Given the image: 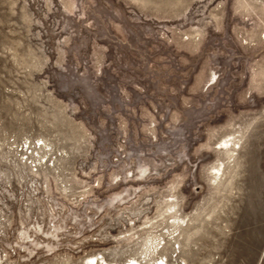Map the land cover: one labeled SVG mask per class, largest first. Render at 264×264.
Here are the masks:
<instances>
[{
  "label": "rangeland",
  "instance_id": "374dc122",
  "mask_svg": "<svg viewBox=\"0 0 264 264\" xmlns=\"http://www.w3.org/2000/svg\"><path fill=\"white\" fill-rule=\"evenodd\" d=\"M93 254L264 264V0H0V264Z\"/></svg>",
  "mask_w": 264,
  "mask_h": 264
},
{
  "label": "bare ground",
  "instance_id": "6f19581e",
  "mask_svg": "<svg viewBox=\"0 0 264 264\" xmlns=\"http://www.w3.org/2000/svg\"><path fill=\"white\" fill-rule=\"evenodd\" d=\"M227 143L228 142L224 141L222 146H220V148H224L225 150L228 151ZM84 260H85V262H82L80 264H115V263H112V262L105 261L102 257L98 258V256L96 254L89 255V256L85 257ZM98 260H101V261L98 263ZM126 264H140V263L132 258V259H129V261ZM154 264H164V262L161 261V260H156L154 262Z\"/></svg>",
  "mask_w": 264,
  "mask_h": 264
}]
</instances>
